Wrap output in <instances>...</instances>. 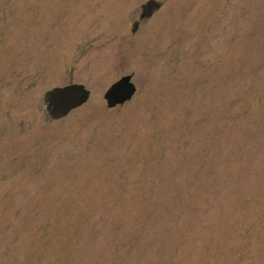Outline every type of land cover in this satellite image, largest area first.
<instances>
[{
	"label": "rangeland",
	"instance_id": "rangeland-1",
	"mask_svg": "<svg viewBox=\"0 0 264 264\" xmlns=\"http://www.w3.org/2000/svg\"><path fill=\"white\" fill-rule=\"evenodd\" d=\"M146 1L0 0V264H264V0Z\"/></svg>",
	"mask_w": 264,
	"mask_h": 264
},
{
	"label": "water",
	"instance_id": "water-1",
	"mask_svg": "<svg viewBox=\"0 0 264 264\" xmlns=\"http://www.w3.org/2000/svg\"><path fill=\"white\" fill-rule=\"evenodd\" d=\"M152 7H154V2H148L143 7V14L149 16ZM133 91V87L127 84V79L117 83L106 95L108 107L123 103L129 98ZM87 97L88 92L81 86L76 85L66 86L61 89H53L45 93L42 102L46 110V121L49 122L64 117L70 110L83 104Z\"/></svg>",
	"mask_w": 264,
	"mask_h": 264
}]
</instances>
